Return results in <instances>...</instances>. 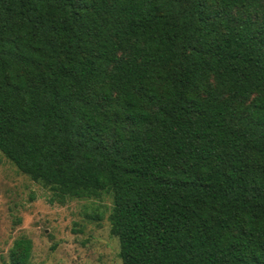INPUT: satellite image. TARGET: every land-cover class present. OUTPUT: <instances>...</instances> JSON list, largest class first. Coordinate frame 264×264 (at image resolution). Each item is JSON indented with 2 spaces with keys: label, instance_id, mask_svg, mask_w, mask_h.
Returning a JSON list of instances; mask_svg holds the SVG:
<instances>
[{
  "label": "trees",
  "instance_id": "obj_1",
  "mask_svg": "<svg viewBox=\"0 0 264 264\" xmlns=\"http://www.w3.org/2000/svg\"><path fill=\"white\" fill-rule=\"evenodd\" d=\"M2 156L123 264H264V0H0Z\"/></svg>",
  "mask_w": 264,
  "mask_h": 264
},
{
  "label": "rangeland",
  "instance_id": "obj_2",
  "mask_svg": "<svg viewBox=\"0 0 264 264\" xmlns=\"http://www.w3.org/2000/svg\"><path fill=\"white\" fill-rule=\"evenodd\" d=\"M51 192L1 157L0 264L18 238L33 242L32 264H123L111 232L112 199L51 203Z\"/></svg>",
  "mask_w": 264,
  "mask_h": 264
}]
</instances>
